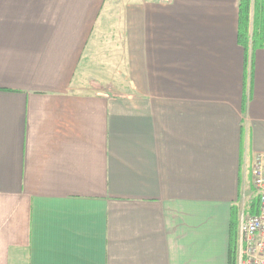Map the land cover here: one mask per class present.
Segmentation results:
<instances>
[{"label":"crops","instance_id":"1","mask_svg":"<svg viewBox=\"0 0 264 264\" xmlns=\"http://www.w3.org/2000/svg\"><path fill=\"white\" fill-rule=\"evenodd\" d=\"M239 2L0 0V264H229L264 154Z\"/></svg>","mask_w":264,"mask_h":264},{"label":"trees","instance_id":"2","mask_svg":"<svg viewBox=\"0 0 264 264\" xmlns=\"http://www.w3.org/2000/svg\"><path fill=\"white\" fill-rule=\"evenodd\" d=\"M238 39L239 44L248 55H252V58L257 51L264 47V0H240ZM255 199L258 203L255 204V211L250 213L253 215L259 213L260 207L258 197H255ZM245 215L247 216V211H245ZM240 216L239 209L234 208L231 220L229 264H238L239 262Z\"/></svg>","mask_w":264,"mask_h":264},{"label":"built area","instance_id":"3","mask_svg":"<svg viewBox=\"0 0 264 264\" xmlns=\"http://www.w3.org/2000/svg\"><path fill=\"white\" fill-rule=\"evenodd\" d=\"M252 176L260 207L257 215L240 216L238 264H264V154L256 155Z\"/></svg>","mask_w":264,"mask_h":264},{"label":"rangeland","instance_id":"4","mask_svg":"<svg viewBox=\"0 0 264 264\" xmlns=\"http://www.w3.org/2000/svg\"><path fill=\"white\" fill-rule=\"evenodd\" d=\"M86 88H88V87H86ZM86 88H85V89H83V90H88V89H86ZM253 199H254V198H253ZM248 202H249V201H247L246 203H248ZM248 205H249V204L245 205V207H243V209H245V210H246V209H247V207H248ZM242 213H243V212H242Z\"/></svg>","mask_w":264,"mask_h":264},{"label":"bare ground","instance_id":"5","mask_svg":"<svg viewBox=\"0 0 264 264\" xmlns=\"http://www.w3.org/2000/svg\"><path fill=\"white\" fill-rule=\"evenodd\" d=\"M254 187V186H253Z\"/></svg>","mask_w":264,"mask_h":264}]
</instances>
